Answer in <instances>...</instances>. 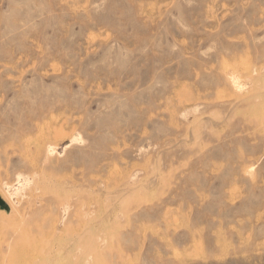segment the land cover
I'll list each match as a JSON object with an SVG mask.
<instances>
[{
    "label": "rangeland",
    "instance_id": "obj_1",
    "mask_svg": "<svg viewBox=\"0 0 264 264\" xmlns=\"http://www.w3.org/2000/svg\"><path fill=\"white\" fill-rule=\"evenodd\" d=\"M0 264H264V0H0Z\"/></svg>",
    "mask_w": 264,
    "mask_h": 264
},
{
    "label": "bare ground",
    "instance_id": "obj_2",
    "mask_svg": "<svg viewBox=\"0 0 264 264\" xmlns=\"http://www.w3.org/2000/svg\"><path fill=\"white\" fill-rule=\"evenodd\" d=\"M20 257V256H19Z\"/></svg>",
    "mask_w": 264,
    "mask_h": 264
}]
</instances>
